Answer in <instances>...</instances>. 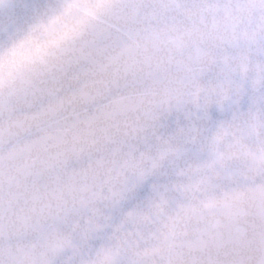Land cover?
Listing matches in <instances>:
<instances>
[{
	"label": "clouds",
	"instance_id": "obj_1",
	"mask_svg": "<svg viewBox=\"0 0 264 264\" xmlns=\"http://www.w3.org/2000/svg\"><path fill=\"white\" fill-rule=\"evenodd\" d=\"M0 264H264V0H0Z\"/></svg>",
	"mask_w": 264,
	"mask_h": 264
}]
</instances>
